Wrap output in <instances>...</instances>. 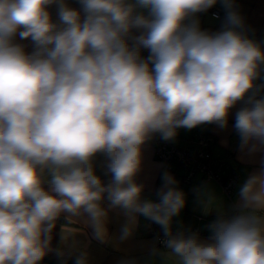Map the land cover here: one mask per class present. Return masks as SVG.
<instances>
[{
    "label": "clouds",
    "instance_id": "clouds-1",
    "mask_svg": "<svg viewBox=\"0 0 264 264\" xmlns=\"http://www.w3.org/2000/svg\"><path fill=\"white\" fill-rule=\"evenodd\" d=\"M76 3L0 0V264H40L62 216L86 217L102 240L109 209L159 225L151 256L165 264H264V157L206 238L173 230L186 205L174 176L162 173L158 202L137 182L155 137L226 129L230 116L240 150L264 153V42L234 0ZM217 3L220 29H203L198 14Z\"/></svg>",
    "mask_w": 264,
    "mask_h": 264
},
{
    "label": "crops",
    "instance_id": "crops-1",
    "mask_svg": "<svg viewBox=\"0 0 264 264\" xmlns=\"http://www.w3.org/2000/svg\"><path fill=\"white\" fill-rule=\"evenodd\" d=\"M235 7L245 21L248 34L264 42V0H234ZM73 7H79L76 0H70ZM212 9H224L220 3L209 9L206 13L198 14L201 27L210 31L220 29L222 22L214 18L210 11ZM55 17L54 7L51 9ZM29 45L30 41H22ZM234 116L229 118V126L226 129H219L215 125H202L192 130L179 129L174 143L182 144L185 137L197 133H209L215 142L214 152L223 159L226 169H233L237 174V181L231 196L223 191L221 185L214 181H201L198 177L194 180H185L181 171L166 170L162 164L154 158L153 140L144 149L142 170L137 177V182L144 185L142 199H150L158 202L157 192L162 186V173L167 171L175 177L176 187L186 194V205L180 215L173 220V230H190L199 232L201 237L206 238L209 233L207 225L212 222L217 211H227L237 198V191L240 184L251 172L260 167L264 153L249 156L243 153L239 147V137L232 127ZM102 158L98 159L97 174L103 179V171L99 167ZM199 189L202 195L198 196L194 191ZM211 192L215 196L212 210L205 215L204 207L201 203L206 199V193ZM105 207H108L105 202ZM106 234L102 240L96 239L92 228L86 217H65L62 216L57 222L52 232L51 250L40 262V264H59L49 260V257H63L76 261V258L83 255L86 257V264H165L160 258H153L151 250L159 248L164 250V246L158 244V236L163 235L159 225L146 220L142 216H137L135 220L130 219L121 210H108L106 218ZM128 225L130 235L126 239H121V228Z\"/></svg>",
    "mask_w": 264,
    "mask_h": 264
},
{
    "label": "built area",
    "instance_id": "built-area-1",
    "mask_svg": "<svg viewBox=\"0 0 264 264\" xmlns=\"http://www.w3.org/2000/svg\"><path fill=\"white\" fill-rule=\"evenodd\" d=\"M210 14L213 17L215 14L219 17L218 20L223 21L225 10L212 9ZM153 144L154 158L164 169L181 171L185 180H194L195 177L201 181L214 180L221 185L225 194L232 195L237 174L233 169L226 170L223 159L215 154V142L211 134L195 132L180 145L157 136L153 139ZM163 239V235L157 238L160 246H164Z\"/></svg>",
    "mask_w": 264,
    "mask_h": 264
},
{
    "label": "trees",
    "instance_id": "trees-1",
    "mask_svg": "<svg viewBox=\"0 0 264 264\" xmlns=\"http://www.w3.org/2000/svg\"><path fill=\"white\" fill-rule=\"evenodd\" d=\"M235 3V2H234ZM141 54H142V56H144V57H147V55L149 54L148 53V50H146V49H142L141 50ZM195 133V132H194ZM193 134V133H192ZM192 134H190V135H188L187 137H185V139H187V138H189ZM203 134H208V133H203ZM174 143V142H173ZM175 144H177V143H175ZM180 145V144H179ZM217 155V154H216ZM224 166H225V169H226V165L224 164ZM226 170H231V169H226ZM49 260H51V261H54V262H57V263H59V264H75V261H73V260H69V259H67V258H63V257H49Z\"/></svg>",
    "mask_w": 264,
    "mask_h": 264
},
{
    "label": "rangeland",
    "instance_id": "rangeland-1",
    "mask_svg": "<svg viewBox=\"0 0 264 264\" xmlns=\"http://www.w3.org/2000/svg\"><path fill=\"white\" fill-rule=\"evenodd\" d=\"M178 133H181V132L178 131Z\"/></svg>",
    "mask_w": 264,
    "mask_h": 264
}]
</instances>
